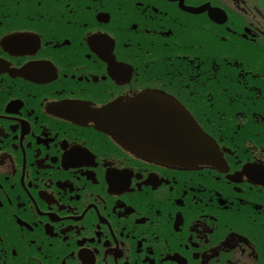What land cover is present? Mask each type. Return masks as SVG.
Here are the masks:
<instances>
[{
    "label": "flooded vegetation",
    "instance_id": "flooded-vegetation-1",
    "mask_svg": "<svg viewBox=\"0 0 264 264\" xmlns=\"http://www.w3.org/2000/svg\"><path fill=\"white\" fill-rule=\"evenodd\" d=\"M183 1L224 9L264 61V0ZM211 25L178 1L0 0V264H264V68L218 97L235 77L211 71ZM143 92L176 97L226 166L165 162L90 120Z\"/></svg>",
    "mask_w": 264,
    "mask_h": 264
},
{
    "label": "water",
    "instance_id": "water-1",
    "mask_svg": "<svg viewBox=\"0 0 264 264\" xmlns=\"http://www.w3.org/2000/svg\"><path fill=\"white\" fill-rule=\"evenodd\" d=\"M185 135H187V133H185ZM191 140H192V141H195L196 139L192 136V137H191ZM197 141H198V140H197ZM196 148H197V145L195 144V146L192 147V150H193L195 153L198 152V150H196ZM172 156L175 157V158H177V154H172Z\"/></svg>",
    "mask_w": 264,
    "mask_h": 264
},
{
    "label": "snow or ice",
    "instance_id": "snow-or-ice-1",
    "mask_svg": "<svg viewBox=\"0 0 264 264\" xmlns=\"http://www.w3.org/2000/svg\"><path fill=\"white\" fill-rule=\"evenodd\" d=\"M133 27H135V25H133Z\"/></svg>",
    "mask_w": 264,
    "mask_h": 264
}]
</instances>
